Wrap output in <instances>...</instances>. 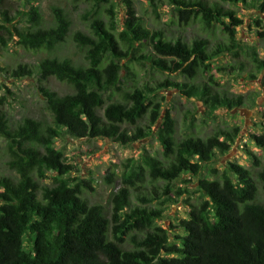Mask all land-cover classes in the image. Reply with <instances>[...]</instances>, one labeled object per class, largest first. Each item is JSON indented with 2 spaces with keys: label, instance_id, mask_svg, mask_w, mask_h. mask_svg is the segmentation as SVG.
<instances>
[{
  "label": "clouds",
  "instance_id": "obj_1",
  "mask_svg": "<svg viewBox=\"0 0 264 264\" xmlns=\"http://www.w3.org/2000/svg\"><path fill=\"white\" fill-rule=\"evenodd\" d=\"M253 137H264V0L0 6V208L25 216L35 188V228H14L17 252L21 232L28 247L37 238L35 264L139 253L160 264L187 243L182 218L203 238L210 212L230 264H264V146L258 165L242 147Z\"/></svg>",
  "mask_w": 264,
  "mask_h": 264
},
{
  "label": "trees",
  "instance_id": "obj_2",
  "mask_svg": "<svg viewBox=\"0 0 264 264\" xmlns=\"http://www.w3.org/2000/svg\"><path fill=\"white\" fill-rule=\"evenodd\" d=\"M253 139L255 140L256 147L260 148L264 146V137H253ZM249 155L251 156L252 163L256 165L260 163L259 160L255 159L258 155L252 153ZM34 192V187L32 192H27V189H25L24 203L27 205V214L25 216L19 215L21 209L15 207L6 206L0 208V213H3V215L0 216V226L6 228L8 234L13 237L11 240L5 239L0 242V264H35V257L32 256V253L36 252L35 241L37 238L33 236L31 247H28L26 235L21 232L19 252H17L14 235V228L17 226L18 221L20 223L27 221L29 227L35 228V224H33L30 216L34 214L39 217L41 213L36 211L31 203L34 199ZM12 195H15V193H12ZM0 196L5 200L10 199L9 195L0 194ZM64 203H68L67 199L64 200ZM224 207L227 209V203H225ZM21 208H24V204L21 205ZM53 210H55V208ZM149 216L153 219L162 217L163 212L155 211L151 214L141 213L143 219H148ZM221 216L222 222L223 218L227 217L229 220L233 221L234 226L239 223L234 217L228 215L226 212L221 213ZM252 216L255 219H260L258 210L254 209L252 211ZM200 219L205 223L204 237L202 238L200 232L192 226L195 222L190 216L182 218L181 223L187 224L189 227L180 232L182 234L180 235L179 233L177 238L182 241H187V243H181L178 247L173 246L165 249L166 254L161 258L160 264H230L225 252V249L230 247L229 242L225 240L218 231V226L221 224L220 218L215 212H210L206 220L203 216H201ZM54 226L55 225H53V227ZM175 227L176 226H172L170 228L175 229ZM164 229H167V227L164 226ZM164 229L160 230L163 231ZM208 233H211L212 239H209ZM0 235H3V233H0ZM237 243L243 248L242 239L237 240ZM17 255H19V259H17ZM37 255H39V253H37ZM56 264H59V261H57ZM131 264H146V257H144L143 253L135 254L132 257Z\"/></svg>",
  "mask_w": 264,
  "mask_h": 264
},
{
  "label": "rangeland",
  "instance_id": "obj_3",
  "mask_svg": "<svg viewBox=\"0 0 264 264\" xmlns=\"http://www.w3.org/2000/svg\"><path fill=\"white\" fill-rule=\"evenodd\" d=\"M3 4H4V0H1V5H0V6H3ZM242 38H243V37H242ZM245 123H247V121H245ZM242 147L248 149V151L245 152L244 156H245V159H246L249 163H252V159H251V156H250L249 154L252 153V154H256V155H258V153H257L256 151H254V149H256V148H258V147H256L255 144H253L252 148H248V145H247V144L243 145ZM233 151H235V149H233ZM105 162H107L106 158H105ZM174 211H175V210H174ZM184 218H186V217H184ZM164 226L167 227V228H170V227H172V226H176V224H175V223H171V224H169L168 222H165V225H164ZM181 234H182V233H180V235H181Z\"/></svg>",
  "mask_w": 264,
  "mask_h": 264
}]
</instances>
